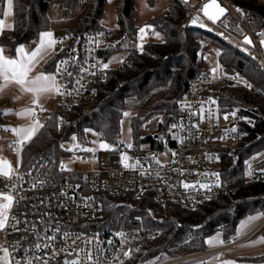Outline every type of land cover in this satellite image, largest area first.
<instances>
[{
    "label": "built area",
    "instance_id": "built-area-1",
    "mask_svg": "<svg viewBox=\"0 0 264 264\" xmlns=\"http://www.w3.org/2000/svg\"><path fill=\"white\" fill-rule=\"evenodd\" d=\"M207 1L198 0L189 7L185 26L209 31L224 40L234 36L245 41L249 36L251 43L246 41L249 47L245 50L231 44L253 57L264 72V25L255 34L249 21L255 9L219 0L227 14L214 23L201 11ZM258 2L264 4V0ZM145 32L151 33L149 26ZM55 41L54 74L62 93H56L55 98L57 119L68 126L73 121L74 106L83 105L81 114L85 115L97 110L105 100L101 91L110 76L108 69L103 68L101 52L109 46L111 36L104 31L69 29L59 33ZM197 42L204 48L209 44V37L200 36ZM225 86L251 92L254 84L241 72L229 71L222 64L191 78L186 92L169 112L162 149H138L135 143L129 148L116 141L111 143L115 146L110 150L88 152L83 150L90 148L87 142L76 139L66 147L64 142L68 140H65L57 165L46 155L26 165L23 151L30 141L19 143L21 138L11 130L14 127L6 128L5 145L18 164L10 178L0 175V194L13 197L6 226L0 229V235L5 238L0 245V258L4 257L2 249H7L10 264H71L73 261L125 264L141 246L142 239L157 236L161 231L136 226L102 235L91 228V223L102 214L101 192L132 199L151 195L159 204L187 209L202 200L235 192L236 186L224 175L225 161L238 160L239 151L256 145L263 133L258 130L255 117L244 115L238 109L222 110L221 90ZM34 109L35 115L30 120L39 121L43 126L51 109ZM74 144L80 147L73 148ZM163 152H167L166 159L154 160V156ZM125 156L129 157L127 161ZM255 158L245 172L247 182L264 181V166L259 157ZM137 161L139 164L134 168L124 167L125 162L136 164ZM185 183L195 187L185 188ZM201 184L209 187L201 188ZM0 203H6L2 196Z\"/></svg>",
    "mask_w": 264,
    "mask_h": 264
},
{
    "label": "trees",
    "instance_id": "trees-1",
    "mask_svg": "<svg viewBox=\"0 0 264 264\" xmlns=\"http://www.w3.org/2000/svg\"><path fill=\"white\" fill-rule=\"evenodd\" d=\"M50 1L62 3L66 14L73 7L84 3L86 14L71 30L107 32L113 42L102 50L103 61L121 50H127L129 60L123 62L121 67L108 68L110 80L101 91L105 100L97 110L82 115L83 105L74 106L71 114L73 121L67 126L58 121L56 107L51 109L44 125L23 151L24 164L32 165L46 155L53 165H57L63 153V142L71 137L87 142V129H94L101 139L115 143L121 133L124 111L128 108L136 110L131 119L136 147L162 149L169 112L175 109L177 99L186 92L190 79L206 70V47L202 48L197 42V38L203 35L223 44L219 60L227 70L241 72L254 84L251 92L243 88L223 87L220 100L222 110L235 111L239 108L240 113L255 117L258 130L264 135V72L253 57L213 36L211 32L187 28L185 23L189 7L193 5L191 0H171L163 13L152 17L149 23L163 33L164 40L148 41L142 49L132 42L138 32L135 0H114L118 25L116 31L102 24L107 0H14L13 30L0 36L1 45L7 47L10 55L15 53L19 45L35 40L41 31L51 29L52 22L48 14ZM147 1L153 4L155 0ZM229 1L255 9L249 21L253 31L259 34L264 25V4L258 0ZM4 5L5 0H0L1 11ZM56 60L55 54L43 65V70L55 69ZM6 106H13L11 100L1 99L0 132L6 125L8 128L14 124V121L5 117ZM142 111L145 114L142 115ZM158 114L163 116L158 131L140 136L143 122ZM260 154L259 162L264 166V137L256 145L240 150L238 160L228 158L225 161L224 175L236 186V191L215 199L202 200L192 209L159 204L151 195L132 199L101 192L102 214L91 223V228L102 235L114 229L136 226L161 231L157 236L142 239L141 246L125 264H146L152 258L163 262L184 252L205 251L208 248L207 238L217 231L222 232L226 243L231 242L244 216L264 213V181H245L250 161ZM248 259L263 263L264 254Z\"/></svg>",
    "mask_w": 264,
    "mask_h": 264
},
{
    "label": "rangeland",
    "instance_id": "rangeland-1",
    "mask_svg": "<svg viewBox=\"0 0 264 264\" xmlns=\"http://www.w3.org/2000/svg\"><path fill=\"white\" fill-rule=\"evenodd\" d=\"M191 1H192V4H195L196 2H198V0H191ZM170 2L171 0H155L154 3L151 4L147 0H135V6H136L135 20H136V25L138 26V32H137L136 38L132 42L139 49H142L144 44L148 41L162 42L164 40L163 33L159 29H157L154 25L150 24L149 20L152 17L163 13L168 7ZM48 14L52 22V28L57 31V35H58L59 33L72 29L77 25L79 20L86 14V6L84 3H81L73 7L70 13L66 14L64 13V5L62 3L50 1L49 7H48ZM102 24L106 28L112 31L117 30L118 25H117V15H116L114 0H107L106 2ZM146 26L150 27L151 29L150 34L145 32ZM141 29H144L143 34L140 31ZM157 33L159 34L158 36L156 35ZM141 36H143L142 39H141ZM220 39L229 44L232 43L236 46H239L240 48L244 50L249 47L246 41H244L243 39L240 40L234 36L228 37L227 40H224L222 37ZM111 42H113L112 37H111ZM222 50H223V44L220 41L209 38V44L206 46V52L204 53V68L205 69L214 68L216 66L221 65V62L219 60V55ZM128 60L129 59H128L127 50H121L120 52L115 53L113 56H111L108 60H105L102 63V65L108 64V68L121 67L122 63ZM55 107H56V100H53L51 101L49 108L54 109ZM19 108L20 106H18L17 109H15L14 106L10 108L6 106L4 109V112L7 109H12L13 111L5 114V117L7 119L14 121V124H13L14 128L28 127L32 125L33 122L30 120L29 115L22 116V115L17 114V110ZM124 113H128L129 115L126 116L123 114V118L121 122V133L117 141L122 142L126 145H129V144L135 143V140H136V136L134 134L133 127L131 124L132 116L136 113V110H134L133 108H128L124 111ZM141 113L143 115L145 114V111H142ZM162 118L163 116L158 114V115H152L150 118L145 120L140 129V136H145L149 133L155 134L158 131V125H159V122L162 120ZM6 128H7V125L3 128V131L0 132V158H3L11 162L12 168L14 170L16 165L18 164V160L15 156H12L10 152L8 151V149L6 148L5 141L8 138L5 132ZM86 139H87L86 141L89 147L93 149L94 151L110 150L111 148L115 146L114 144H111L110 142L104 139H101L98 133L94 129L86 130ZM75 140H73V137H72L68 141H65L64 144L66 147H69L74 143ZM101 142L107 143L111 147L109 149H102L99 147V144ZM146 148L147 147H144V149ZM255 157H259L260 159L261 154L260 156L257 155ZM166 158H167V152H163V153H160L158 156H154V160H157V161H163ZM257 237L259 240V238L262 237V234H259ZM218 239L221 240L217 234L210 237V241H212V243H214L215 240H218ZM4 240H5L4 236L0 235V245L4 242ZM258 240L256 239V241ZM201 252H184L181 255L173 259H169L163 262H159L158 258H152L146 261V264H203L204 261L200 259V257L203 256V255H200ZM234 252L236 251L234 250ZM254 254H260V252H256ZM225 255L226 257L223 258V254H222V257L220 260L222 264H241L240 262L235 263L234 258H231L230 256V252L226 253Z\"/></svg>",
    "mask_w": 264,
    "mask_h": 264
},
{
    "label": "snow or ice",
    "instance_id": "snow-or-ice-1",
    "mask_svg": "<svg viewBox=\"0 0 264 264\" xmlns=\"http://www.w3.org/2000/svg\"><path fill=\"white\" fill-rule=\"evenodd\" d=\"M13 9V0H7V12H0V16H7L12 14ZM211 10V11H210ZM201 11L204 13L207 18L213 22L217 21L221 15L224 14L225 9L220 7L219 4L216 3V0H211L209 4H205ZM196 21L194 20L193 23ZM203 26V25H202ZM4 27V20L0 19V31L3 30ZM141 33H144V29L140 30ZM159 35L158 33L156 34ZM264 35V33H262ZM53 34L51 32H46L42 34V38L40 41L39 46L31 51L26 52L24 47H19L16 51L19 53L18 57L16 58H9L4 55V49L0 47V80L3 81V84L0 85V91H3L4 88H6L9 84L15 83L17 84L22 91L24 92H30L33 93L35 96V99L33 101L34 104L39 105V95L41 93L45 92H56L57 94H62L60 92V86L57 84L56 78L54 75H45L43 73H40L39 75L29 78L30 73L33 71L34 67L41 59H43L42 53L47 50L54 47L56 41L52 39ZM143 36H141V39ZM248 43H251V40L246 38ZM264 43V41H262ZM67 63V62H62ZM103 68L107 69L108 64H103ZM59 72V69L57 70ZM215 72V69H213ZM69 75H71L69 73ZM250 86V85H249ZM18 99V97H17ZM43 110V109H42ZM12 109L5 110V114L8 112H12ZM18 115H29L34 116L35 115V109L34 108H28L24 109L23 111L17 113ZM124 115H129L128 113H124ZM227 117H225L226 119ZM42 127L40 125L39 121H35L32 125L28 127H19V128H13L11 129L18 137H20L19 143L23 144L26 141H30L33 136L36 134L38 128ZM173 128L176 127V125L172 126ZM76 138L73 137V140ZM80 147L79 144H74L73 148ZM99 147L102 149H109L111 146L107 143L101 142L99 144ZM129 148L132 147L131 144L128 145ZM70 151L73 149H69ZM84 151L92 152L93 149H83ZM129 157L125 156L124 160L127 161ZM139 162L137 161L136 164H129L125 162L124 167H136ZM66 167V166H65ZM13 173V168L11 165V162L0 158V175L4 177L10 178ZM251 174V172H249ZM212 175L219 176L218 173H213ZM185 188L189 187H195V185H189L187 183L184 184ZM201 188H208L209 185L207 184H201ZM3 200L6 201V203H0V229H3L6 226V222L8 220L7 211L10 209L13 197L10 195H3ZM257 219V217H250L249 221ZM247 223V222H246ZM242 225L243 226H246ZM123 235V234H120ZM209 243H212V241H209ZM220 243H223V241H220ZM40 245H37L39 247ZM47 247V245H45ZM4 252V257L0 258V264H10L8 259V250L2 249ZM127 255V254H126ZM46 264V262H45ZM67 264V262H66ZM71 264H79L78 261H73Z\"/></svg>",
    "mask_w": 264,
    "mask_h": 264
},
{
    "label": "crops",
    "instance_id": "crops-1",
    "mask_svg": "<svg viewBox=\"0 0 264 264\" xmlns=\"http://www.w3.org/2000/svg\"><path fill=\"white\" fill-rule=\"evenodd\" d=\"M0 12H7V0H5L4 8L2 9V11L0 10ZM0 19L4 20V27L3 30L0 31V36L4 33H11L14 27V0H13L12 14L7 16H0ZM46 32H51L53 34L52 39L55 40L57 31L51 27V29L49 30L41 31L38 34L37 38L32 42L24 45H19L17 49L23 46L26 52H31L35 50L40 44L42 34ZM0 47L4 49V55L9 58H16L19 55L17 51H15L13 55H10L8 53L7 47L1 45V43H0ZM55 54H56V45H54V47H52L51 49L45 50L42 53L43 59H41L39 63L36 64L33 71L30 73L29 78L31 79L32 77H35L40 73H43L45 75L55 76L54 68H52L51 70H43L42 68L43 65H45ZM2 84L3 81L0 80V85ZM5 98H9L11 100V103L15 107V109H17V107L20 106V108L17 110V113H19L24 109H28V108H34V107L49 108L51 101L56 100L55 99L56 92L41 93L39 95V105H36L33 103L35 99L33 93L24 92L17 84L11 83L6 88H4L3 91H0V100ZM39 129L40 128H38V130ZM250 217H257V219L249 221ZM245 223L246 226L242 227V225H245ZM216 234L221 240L218 239L215 240L214 243H209L210 237ZM259 234H262V237H260L258 240L257 236ZM256 239L258 241H256ZM220 241H223V243H220ZM207 245H208V249L200 253V255H203L202 257H200V259L204 261L203 264H222L220 261L222 254L224 258L226 257L225 254L228 252H230L231 258H234L235 263L240 262L241 264H264V262L256 263L248 259V257L259 256L261 254H264V213L258 212L244 216L237 226L236 237L231 242L226 243L223 240L222 232L217 231L215 234L207 238ZM234 250L236 252H234ZM256 252H260V254H254Z\"/></svg>",
    "mask_w": 264,
    "mask_h": 264
},
{
    "label": "water",
    "instance_id": "water-1",
    "mask_svg": "<svg viewBox=\"0 0 264 264\" xmlns=\"http://www.w3.org/2000/svg\"><path fill=\"white\" fill-rule=\"evenodd\" d=\"M210 2H211V0L207 1L206 3H204V5H205V4H209ZM216 3L219 4L220 7L224 8V9H225V12H224V14L221 15L220 18H219L217 21H215L214 23H218V22H220V21L226 16V14H227V9L225 8V6H223V5L220 3L219 0H216ZM204 5H203V6H204ZM210 11H211V10H210ZM246 38L250 39L249 36H246V37L244 38L245 41H247ZM250 40H251V39H250Z\"/></svg>",
    "mask_w": 264,
    "mask_h": 264
}]
</instances>
